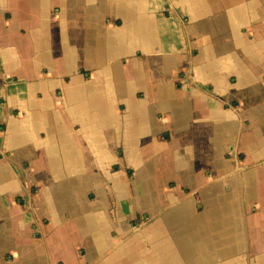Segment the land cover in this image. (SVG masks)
Instances as JSON below:
<instances>
[{
  "label": "crops",
  "instance_id": "obj_1",
  "mask_svg": "<svg viewBox=\"0 0 264 264\" xmlns=\"http://www.w3.org/2000/svg\"><path fill=\"white\" fill-rule=\"evenodd\" d=\"M263 55L264 0H0V264H264Z\"/></svg>",
  "mask_w": 264,
  "mask_h": 264
},
{
  "label": "rangeland",
  "instance_id": "obj_2",
  "mask_svg": "<svg viewBox=\"0 0 264 264\" xmlns=\"http://www.w3.org/2000/svg\"><path fill=\"white\" fill-rule=\"evenodd\" d=\"M56 2H57V0H56ZM263 58H264V55H263ZM233 181H234L235 183H238V179H236V178H233ZM234 193H235V189H234L233 192L230 193V194L232 195V194H234ZM234 199H235V195L232 196V203L234 202ZM212 214L217 215L216 213H212ZM241 228L245 229V224H244V223L241 224ZM213 237H214V236H213Z\"/></svg>",
  "mask_w": 264,
  "mask_h": 264
}]
</instances>
